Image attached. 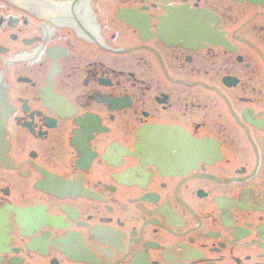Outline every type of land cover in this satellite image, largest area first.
Masks as SVG:
<instances>
[{
	"label": "flooded vegetation",
	"instance_id": "1",
	"mask_svg": "<svg viewBox=\"0 0 264 264\" xmlns=\"http://www.w3.org/2000/svg\"><path fill=\"white\" fill-rule=\"evenodd\" d=\"M0 264H264V0H0Z\"/></svg>",
	"mask_w": 264,
	"mask_h": 264
}]
</instances>
